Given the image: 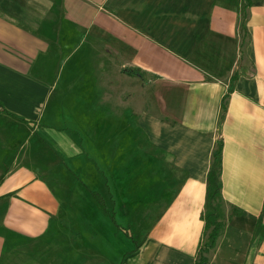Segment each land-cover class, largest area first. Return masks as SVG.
<instances>
[{
	"label": "crops",
	"instance_id": "0c3cea01",
	"mask_svg": "<svg viewBox=\"0 0 264 264\" xmlns=\"http://www.w3.org/2000/svg\"><path fill=\"white\" fill-rule=\"evenodd\" d=\"M221 141L208 264H264V0H0V264H198Z\"/></svg>",
	"mask_w": 264,
	"mask_h": 264
},
{
	"label": "trees",
	"instance_id": "16d2710c",
	"mask_svg": "<svg viewBox=\"0 0 264 264\" xmlns=\"http://www.w3.org/2000/svg\"><path fill=\"white\" fill-rule=\"evenodd\" d=\"M133 73L134 71L130 70V74ZM233 90L234 85L232 84L230 85L229 91L224 99L221 122L224 120L227 111V99L229 93ZM222 154L223 142L221 141L218 147L214 150L212 164L208 175L206 210L202 215L205 221V235L198 264L209 263L210 259L208 253L215 247L222 229L221 208L224 204V198L222 195Z\"/></svg>",
	"mask_w": 264,
	"mask_h": 264
},
{
	"label": "rangeland",
	"instance_id": "374dc122",
	"mask_svg": "<svg viewBox=\"0 0 264 264\" xmlns=\"http://www.w3.org/2000/svg\"><path fill=\"white\" fill-rule=\"evenodd\" d=\"M118 107H119V110L121 109L122 111L125 110L127 108H130V103L129 102H126V101H119L118 103ZM49 162L46 163V165H48ZM77 181L80 182V179L77 178ZM133 185V181H130V187ZM83 188H86V186H82ZM123 231V230H122ZM58 248V247H57ZM56 248V249H57ZM49 256H50V259H51V263L54 262V264H64V258L61 254H59L58 250H52L50 249L49 251ZM65 263L66 264H77L78 262H74L72 260H70L69 258H66L65 259ZM42 264V263H41Z\"/></svg>",
	"mask_w": 264,
	"mask_h": 264
}]
</instances>
